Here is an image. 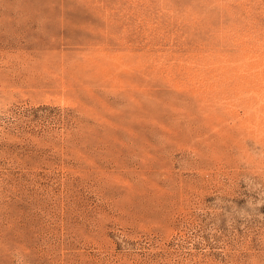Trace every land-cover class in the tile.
<instances>
[{
	"label": "rangeland",
	"instance_id": "1",
	"mask_svg": "<svg viewBox=\"0 0 264 264\" xmlns=\"http://www.w3.org/2000/svg\"><path fill=\"white\" fill-rule=\"evenodd\" d=\"M0 264H264V0H0Z\"/></svg>",
	"mask_w": 264,
	"mask_h": 264
}]
</instances>
